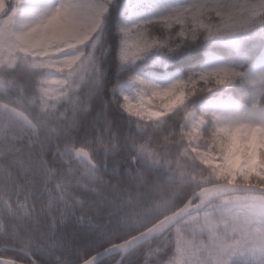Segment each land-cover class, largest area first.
Masks as SVG:
<instances>
[{"label": "snow or ice", "instance_id": "snow-or-ice-1", "mask_svg": "<svg viewBox=\"0 0 264 264\" xmlns=\"http://www.w3.org/2000/svg\"><path fill=\"white\" fill-rule=\"evenodd\" d=\"M0 112V264H264V171L212 163L230 131L264 130V0H2ZM169 141L222 182L231 236L209 224L207 255L175 234L157 250L160 215L122 227L92 191L101 169L129 205L149 175L186 182L151 151Z\"/></svg>", "mask_w": 264, "mask_h": 264}, {"label": "trees", "instance_id": "trees-1", "mask_svg": "<svg viewBox=\"0 0 264 264\" xmlns=\"http://www.w3.org/2000/svg\"><path fill=\"white\" fill-rule=\"evenodd\" d=\"M0 6H2V0H0ZM22 110L23 109H21V111ZM9 121L10 117L5 113L0 112V126L8 123ZM12 134L13 130L10 128L7 136L10 137ZM15 134L18 137L15 143L23 149V152L17 155L21 156V158L24 159L25 165H27L26 155L32 149L27 147L26 137L21 132H16ZM234 141V139L230 140L228 153ZM5 142L4 135H0V149H2ZM7 142L11 143L12 141L8 140ZM202 143L204 142L202 141ZM151 151L154 153V158L162 162H171L174 168L178 165L179 174L189 177L190 179L186 182H181L179 180H168L165 178L167 175L166 173L164 176L149 175L148 179L151 181L150 191L145 192L138 202L129 205L127 198L123 200L120 199L121 196L125 195L122 191L114 192L112 189V186L117 185L119 182L101 169L97 179L102 180L103 184H94L92 186V191L100 194L95 198L101 201L105 207L108 206V203L111 204L117 212L114 219L118 222H123L121 225L122 227L135 228L138 224L153 219L157 215L164 218L184 206L198 191L204 187L221 182L210 177L209 171L201 167L196 162V156L191 154L188 156L180 154L176 148L172 146L171 141L167 143H159L152 147ZM12 159L13 157L11 155L5 157L4 153L0 151V166L10 165ZM212 163L216 167L220 168L225 175H227L229 166L225 163V160H214ZM259 163L260 170L264 171V158H262ZM12 173L13 176L16 175L14 169H12ZM146 175L148 174L146 173ZM7 179L8 177L0 174V183H3ZM122 187H128L127 182H125V185ZM105 198H107L108 203H104ZM218 202V200H215L207 207V209ZM204 210L205 208L197 212H203ZM173 234L179 237L180 241L185 245L187 253L190 255L191 252L200 250V247L205 245L210 246L212 244V242L209 241L207 227L205 225L196 221L186 222V218H184L177 222L174 228L171 226L161 233L159 239L155 242L157 250H163L164 247L171 242ZM189 242H191L194 247L188 248L187 245ZM200 253H203V250H201Z\"/></svg>", "mask_w": 264, "mask_h": 264}, {"label": "rangeland", "instance_id": "rangeland-1", "mask_svg": "<svg viewBox=\"0 0 264 264\" xmlns=\"http://www.w3.org/2000/svg\"><path fill=\"white\" fill-rule=\"evenodd\" d=\"M169 99L171 100L172 98L170 97ZM227 136L229 138V141L231 139L235 140L228 153L227 158L225 159V163L229 166L227 175L232 176L244 173L256 179L257 177L254 175V170L260 169V163H257L256 159L257 154L262 152L264 153V130L252 127H242L230 131L229 133H227ZM211 204L212 203H210L208 206H210ZM217 204L211 206L209 209H207L208 206H206L203 212L198 213L196 211L189 214L186 217V222L196 221L205 225L206 227L209 224H214L217 232L216 239H228L231 236V222L223 213L219 211H213L216 208ZM214 247L216 246L212 243L210 246L200 247V250H195L191 252V254H199L200 251L203 250V254L207 255L209 249Z\"/></svg>", "mask_w": 264, "mask_h": 264}, {"label": "water", "instance_id": "water-1", "mask_svg": "<svg viewBox=\"0 0 264 264\" xmlns=\"http://www.w3.org/2000/svg\"><path fill=\"white\" fill-rule=\"evenodd\" d=\"M222 182L211 184L209 186L204 187L200 191H198L183 207L177 209L171 214L165 216L161 219L159 224H154L152 230L163 233L165 230L170 228L172 225H175L177 222L181 221L183 218L188 216L189 214L201 210L208 206L213 201L217 200L214 193V186L219 185ZM201 192L208 193V199H199V194ZM225 195H232L231 193H227Z\"/></svg>", "mask_w": 264, "mask_h": 264}]
</instances>
